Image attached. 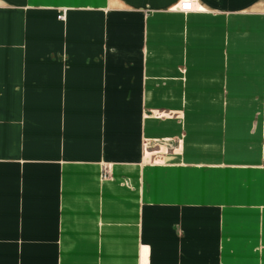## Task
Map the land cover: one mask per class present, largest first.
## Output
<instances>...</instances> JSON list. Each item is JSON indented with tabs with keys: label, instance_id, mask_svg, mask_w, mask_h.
<instances>
[{
	"label": "crops",
	"instance_id": "0c3cea01",
	"mask_svg": "<svg viewBox=\"0 0 264 264\" xmlns=\"http://www.w3.org/2000/svg\"><path fill=\"white\" fill-rule=\"evenodd\" d=\"M181 1L0 0V264H264V0ZM122 25L141 38L139 143L182 140L164 172L133 160L130 182L167 178L133 189L63 151L64 103L94 113L72 98H94ZM184 169L198 201L170 181Z\"/></svg>",
	"mask_w": 264,
	"mask_h": 264
},
{
	"label": "rangeland",
	"instance_id": "374dc122",
	"mask_svg": "<svg viewBox=\"0 0 264 264\" xmlns=\"http://www.w3.org/2000/svg\"><path fill=\"white\" fill-rule=\"evenodd\" d=\"M117 31L111 32L109 44L107 41L102 44L104 45V47L102 46L104 55L101 54L98 57L101 58V65L95 67L97 72H95L94 87H92L93 90L95 89L94 98H72L73 105L75 100L76 104L79 105H86L87 103L89 108L94 107V113L92 111L91 113L88 107L86 109L89 111L77 110L76 105L72 106L74 110L70 111L65 108L64 103L63 113L67 118L63 119V137L68 140L72 139L73 144L68 147L63 146V151L73 152L76 157L80 154H86L90 158H95L96 154L101 160L103 157L105 162L101 161L100 163L101 183L110 181L111 185L133 189L135 188V185L133 186L135 180L140 186L147 187L150 184L153 185L152 182L158 183L167 180L165 177H156L157 172H164V168H162L163 157L168 153H178L182 140L174 138L158 141L149 140L144 144L139 143L136 136L139 118V100L136 93L140 83L141 38L138 27L132 29L122 25L117 28ZM177 115L180 114L170 111V117ZM82 118H86L87 121L82 120ZM84 126L89 128V131H84L81 128ZM155 142L162 144V146L154 145ZM133 160H137L142 168L153 169L157 172L148 173V177H132V182H130L127 177L129 175L124 176V170L127 169V166L134 164ZM205 171L208 187L215 190L213 188L215 184L214 174L209 170ZM222 174L223 185L229 184L232 180L229 171H224ZM177 175H180L178 179L189 180L192 183L188 196L190 197V193H193L191 200L198 201V193L200 192L198 182L202 175L192 169H184V172L170 171V181L174 182ZM238 178L241 177L238 175ZM138 183L136 187H138ZM218 188L220 185L217 186ZM153 189L155 192L165 191L164 187ZM222 190L226 192L230 191V188H222Z\"/></svg>",
	"mask_w": 264,
	"mask_h": 264
},
{
	"label": "built area",
	"instance_id": "2783aa9c",
	"mask_svg": "<svg viewBox=\"0 0 264 264\" xmlns=\"http://www.w3.org/2000/svg\"><path fill=\"white\" fill-rule=\"evenodd\" d=\"M177 9L181 12H192L195 10V4L192 0H182L179 4ZM63 16H59L58 18L61 19Z\"/></svg>",
	"mask_w": 264,
	"mask_h": 264
}]
</instances>
